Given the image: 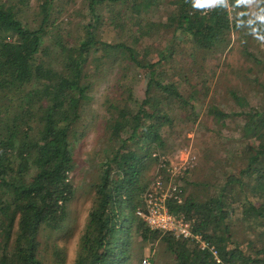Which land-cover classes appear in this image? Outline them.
Returning a JSON list of instances; mask_svg holds the SVG:
<instances>
[{"label":"trees","instance_id":"trees-1","mask_svg":"<svg viewBox=\"0 0 264 264\" xmlns=\"http://www.w3.org/2000/svg\"><path fill=\"white\" fill-rule=\"evenodd\" d=\"M248 2L220 0L203 12L194 0H172L168 16L153 20L143 13L156 0H84L76 10L82 16L79 30L71 36L70 26L58 22L70 10L60 0H0V264H67V249L56 236L68 224L76 194V127L89 109L95 79L114 63L121 94L104 117L106 147L90 185L91 207L73 264H141L149 241H157L175 264H264V91L253 105V98L233 86L228 95L235 113L219 103L205 105L206 114L223 123L242 117L237 136L219 154L231 165H222V179L213 180L219 161L205 149V178L187 194L181 182L184 202L170 203L172 211L193 219L194 230L215 246L221 262L194 241L150 229L137 214L158 160L154 153L170 133L201 118V84H191L186 73L170 76L176 51L165 48L154 61L142 38L164 26L174 44L186 38L208 52L224 50L233 30L264 31V0L259 20ZM107 23L123 41L99 38ZM207 82L205 76L203 87ZM237 221L249 231L246 244L234 241Z\"/></svg>","mask_w":264,"mask_h":264},{"label":"rangeland","instance_id":"rangeland-1","mask_svg":"<svg viewBox=\"0 0 264 264\" xmlns=\"http://www.w3.org/2000/svg\"><path fill=\"white\" fill-rule=\"evenodd\" d=\"M65 1H67V5ZM83 1L60 0V5H66L70 7V10L66 11L64 9L65 12L59 16L58 22L70 26L68 31L72 33L71 36L76 35L79 30V20L82 16L76 10L82 6ZM171 1L156 0L157 5L146 10L143 13L144 17L153 20H164L171 9ZM261 1L249 0L248 2L249 11L255 20H259ZM132 13L134 18L131 19L134 20L136 12L132 11ZM251 22L254 21L251 19ZM108 27L109 24L107 23L106 27L102 28L100 39L110 40V42L123 41L117 28ZM256 28L242 31L233 30L230 43L226 49L209 52L193 45L186 38H179L178 41L175 38L177 44H174L170 40L172 31L167 30L164 26L152 30L147 37L141 40L142 45L152 49L150 57L154 61L160 59L161 51L165 48H168L167 53L172 49L176 51L179 58L176 57L178 63L175 65V76L172 71L169 73L170 76L177 79L181 78L182 73H186L191 84H201L199 86L200 93L197 94L198 102H196L198 107L196 109L200 112L201 118L192 125L187 122L184 129H177L173 135L170 133L168 142L160 151L158 150L171 163H169V167L179 166L183 160L190 161L192 156L196 157L194 165L186 173L170 178V180L179 184L182 182L186 194L195 189L197 181L205 178L202 166L203 161L206 160L205 149L210 150L213 159L219 161L218 171L215 172L216 175L212 179H222L219 168L222 165H231V163L225 156H219V154L225 148L226 141H232V135L237 136L238 122L242 118L240 115L235 114L234 117H228L223 123L211 117V115H207L205 105L213 102L219 103V106L225 112H237L235 102L228 95V91L233 86L241 87L246 96L253 98V100L251 99L253 105H259L261 101V93L264 91V37L261 33L264 31H259ZM258 59L263 60V63L257 65ZM119 70L118 63H114L109 70L102 69L100 71L99 78L101 77L103 80L95 79V85L91 91L93 98L89 109L83 114L81 122L76 127L79 129L77 135L79 139L77 138L72 146L76 168L71 173L76 194L69 205L70 217L68 224L56 236L59 244L67 249V264H73L76 259L79 237L91 207L90 185L96 180L99 173L98 168L103 156L101 153L107 142L104 134V117L108 115L110 103L116 102L121 94L116 88ZM205 76L208 77V82L203 87L202 82ZM144 92L145 81H142L136 89V94L142 98ZM210 163H213V160ZM157 165L156 162L148 173L150 181H153L155 177V172L158 169ZM201 188L197 187L195 191L204 195ZM245 228V224L237 221V224L232 228L234 241L241 244L247 243L249 231ZM140 246V244H137L136 250L140 249ZM144 258H148L150 264H175L157 241H149L144 245L140 258L141 264H144ZM138 263V259L134 261V264Z\"/></svg>","mask_w":264,"mask_h":264},{"label":"built area","instance_id":"built-area-1","mask_svg":"<svg viewBox=\"0 0 264 264\" xmlns=\"http://www.w3.org/2000/svg\"><path fill=\"white\" fill-rule=\"evenodd\" d=\"M194 1L200 10L207 12L220 0ZM154 156L158 157V169L144 194V207L138 209L137 214L144 219L150 229L194 241L201 248L211 250L217 261L221 262L215 246L194 230L193 219L188 218L182 211L178 213L172 211L170 207L171 202L177 204L184 202L183 187L170 178L186 173L194 165L196 157L192 156L190 161L183 160L179 166L169 167L170 162L166 156L158 151L154 153ZM143 263L150 264L149 259L144 258Z\"/></svg>","mask_w":264,"mask_h":264}]
</instances>
